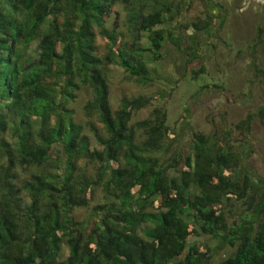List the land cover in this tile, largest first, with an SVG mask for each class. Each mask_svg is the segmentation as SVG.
Returning <instances> with one entry per match:
<instances>
[{
  "label": "trees",
  "instance_id": "1",
  "mask_svg": "<svg viewBox=\"0 0 264 264\" xmlns=\"http://www.w3.org/2000/svg\"><path fill=\"white\" fill-rule=\"evenodd\" d=\"M202 1L204 16L182 22L186 0H0V264H264V179L244 167L230 131L191 129L182 152L162 104L132 121L147 98L122 97L115 111L109 102L110 63L149 83L166 40L189 39L185 65L200 57L198 32L225 19ZM116 2L131 43L106 24ZM84 86L99 146L68 105ZM253 115L234 127L248 131ZM78 207H89L82 219Z\"/></svg>",
  "mask_w": 264,
  "mask_h": 264
},
{
  "label": "rangeland",
  "instance_id": "2",
  "mask_svg": "<svg viewBox=\"0 0 264 264\" xmlns=\"http://www.w3.org/2000/svg\"><path fill=\"white\" fill-rule=\"evenodd\" d=\"M212 1L222 5L225 19L220 27H214V34L211 36L204 30L198 32L200 57L193 58L185 65L188 56L184 48L190 42L189 39L184 38L178 47L166 40L163 57L148 63L154 68L149 83L140 82L118 64H108L106 75L110 106L113 111L117 110L121 98L125 96L147 98L146 105L134 109L131 117L134 121L149 117L154 105L162 104L166 109L168 123L177 131L182 152L189 151L191 129L205 133L216 129L220 138H224V130H229V141L240 155L244 167L264 179V0L261 3L249 2L242 10L240 6L247 4L244 0ZM186 3L188 9L183 10L180 21L189 22L204 16L205 2L186 0ZM106 24L126 33L123 38L129 39L126 10L119 2L112 7ZM96 40L99 52L104 53L106 45L103 38L97 35ZM136 40L141 45L147 44L142 34ZM200 66L204 71L199 73L198 78H192V70ZM260 68L263 72L259 71ZM162 76H166L168 80ZM209 82L218 83L221 88L203 87ZM90 97L91 88L84 86L68 105L74 109V118L82 123L84 132L90 136L91 146H99L89 126L93 124L102 129V123L96 112L86 113L83 108ZM248 112L254 114L250 129L242 131L234 127ZM6 136L13 140L11 129ZM93 168L91 165L90 170ZM98 199H101L100 188L95 190L89 207ZM89 207L74 209L75 217L84 218ZM194 239L210 246L215 244L206 235L196 236ZM229 251V247L224 245L218 249L214 258L218 259ZM67 253L68 247L63 244L60 257L64 258Z\"/></svg>",
  "mask_w": 264,
  "mask_h": 264
},
{
  "label": "built area",
  "instance_id": "3",
  "mask_svg": "<svg viewBox=\"0 0 264 264\" xmlns=\"http://www.w3.org/2000/svg\"><path fill=\"white\" fill-rule=\"evenodd\" d=\"M243 2H247V4H244L242 7L240 6L241 10L245 9L249 5V2L261 3L263 0H244Z\"/></svg>",
  "mask_w": 264,
  "mask_h": 264
}]
</instances>
